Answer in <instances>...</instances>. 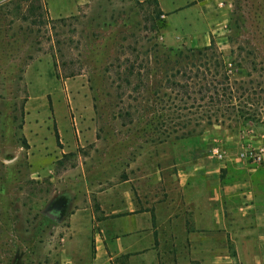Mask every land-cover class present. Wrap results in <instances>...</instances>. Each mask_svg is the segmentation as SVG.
Returning <instances> with one entry per match:
<instances>
[{
  "label": "rangeland",
  "instance_id": "1",
  "mask_svg": "<svg viewBox=\"0 0 264 264\" xmlns=\"http://www.w3.org/2000/svg\"><path fill=\"white\" fill-rule=\"evenodd\" d=\"M221 1L206 25L150 0H0V264H92L97 234L112 245L134 219L125 203L148 227L192 161L263 163L264 0ZM226 77L235 101L206 107L203 81Z\"/></svg>",
  "mask_w": 264,
  "mask_h": 264
},
{
  "label": "crops",
  "instance_id": "2",
  "mask_svg": "<svg viewBox=\"0 0 264 264\" xmlns=\"http://www.w3.org/2000/svg\"><path fill=\"white\" fill-rule=\"evenodd\" d=\"M156 1L172 22L180 18L187 24L213 25L223 19L225 6L221 0ZM236 159L227 156L229 163L218 164L212 171L193 161L177 170L169 203L155 205L158 211L154 223L147 212L143 213L144 220H149L144 229L135 226L137 216L128 200L126 218L134 219L122 221L123 233L112 240V245L97 234L92 264H110L112 252H108L112 249L131 258L153 255L165 264L166 256L168 264H194L198 257L201 264H264V176H260L264 159L263 163L254 159L238 168L231 163ZM224 168L233 173L222 177ZM164 208L168 209L165 214ZM139 235L143 237L135 240ZM145 243L152 244V251H147Z\"/></svg>",
  "mask_w": 264,
  "mask_h": 264
},
{
  "label": "trees",
  "instance_id": "3",
  "mask_svg": "<svg viewBox=\"0 0 264 264\" xmlns=\"http://www.w3.org/2000/svg\"><path fill=\"white\" fill-rule=\"evenodd\" d=\"M150 1H153L156 4V0H150ZM213 46L214 45L211 42L210 47L203 48L201 51H208ZM203 82H205V84L198 91V93L202 94V98L200 99L201 101H203L204 98L208 100L207 104L205 105L206 107H209V108H211L213 106L224 107V106H228V105L232 104V102L235 101L234 96H232V92H231L232 89L229 88V83H228V78L227 77L225 79H223V81L221 83L220 82H216L215 80H211V81L204 80ZM183 88H185L184 90H186V92L188 91V87L187 86H185ZM259 88L260 89H259L257 94L258 95H264V91H263L264 89L261 88V87H259ZM255 90L256 89H250L249 91H251L254 94ZM242 120L244 121L245 119H242ZM232 121L235 122V123L238 122V120H235V121L234 120H228V122H232ZM207 122H208L207 123L208 125H212V124H215V123H219L220 121H219L218 117L210 116V117L207 118ZM221 123H224V122L221 121Z\"/></svg>",
  "mask_w": 264,
  "mask_h": 264
},
{
  "label": "built area",
  "instance_id": "4",
  "mask_svg": "<svg viewBox=\"0 0 264 264\" xmlns=\"http://www.w3.org/2000/svg\"><path fill=\"white\" fill-rule=\"evenodd\" d=\"M210 153H211V156L215 158L216 160H221L224 156V152L221 150L219 146L214 147ZM251 155H252L251 151H248L246 149L245 153L242 156H251ZM257 159L259 160V157H257Z\"/></svg>",
  "mask_w": 264,
  "mask_h": 264
},
{
  "label": "water",
  "instance_id": "5",
  "mask_svg": "<svg viewBox=\"0 0 264 264\" xmlns=\"http://www.w3.org/2000/svg\"><path fill=\"white\" fill-rule=\"evenodd\" d=\"M45 216L47 218H49L51 221H54V222L57 221V219H58V213L52 212V211L47 212L45 214Z\"/></svg>",
  "mask_w": 264,
  "mask_h": 264
}]
</instances>
